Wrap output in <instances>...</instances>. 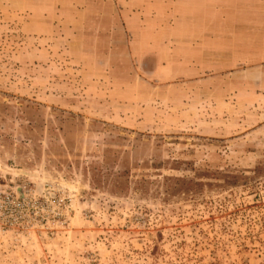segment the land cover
<instances>
[{
	"label": "rangeland",
	"instance_id": "374dc122",
	"mask_svg": "<svg viewBox=\"0 0 264 264\" xmlns=\"http://www.w3.org/2000/svg\"><path fill=\"white\" fill-rule=\"evenodd\" d=\"M148 1L0 0V264H264V0Z\"/></svg>",
	"mask_w": 264,
	"mask_h": 264
},
{
	"label": "crops",
	"instance_id": "0c3cea01",
	"mask_svg": "<svg viewBox=\"0 0 264 264\" xmlns=\"http://www.w3.org/2000/svg\"><path fill=\"white\" fill-rule=\"evenodd\" d=\"M148 0H125V10H151ZM169 15H170V35L176 37V40L184 38L185 43L177 41L175 45L176 62L179 63H195L203 64L210 62L211 50L213 53L224 54L225 42L220 38V28L229 22L228 15H236L239 10L236 0H170ZM257 2L258 0H253ZM137 3V7L131 9V3ZM149 2V1H148ZM130 5V6H129ZM252 6V2H251ZM87 10L94 9L87 7ZM264 10V8H263ZM245 12L249 10H244ZM252 14H257L258 10H251ZM162 15L163 12H160ZM175 16V19H174ZM182 16L188 18L186 23L181 19ZM174 19V20H173ZM212 26L213 29L210 28ZM210 30H218V37L216 40L215 32L212 33L210 39ZM220 30V31H219ZM222 39V40H221ZM183 46V48L181 47ZM216 51V52H215ZM215 56V55H213ZM201 66V65H200Z\"/></svg>",
	"mask_w": 264,
	"mask_h": 264
}]
</instances>
